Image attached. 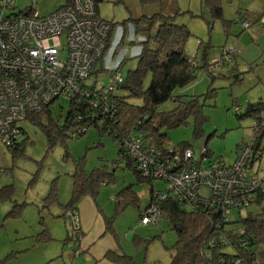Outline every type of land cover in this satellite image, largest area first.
I'll return each mask as SVG.
<instances>
[{
    "label": "rangeland",
    "instance_id": "374dc122",
    "mask_svg": "<svg viewBox=\"0 0 264 264\" xmlns=\"http://www.w3.org/2000/svg\"><path fill=\"white\" fill-rule=\"evenodd\" d=\"M163 1L176 6L178 12L174 14L173 20L177 25H184L191 34L185 43L187 56L201 65L203 52L206 61L211 62L226 50L233 49L236 51L233 59L236 68L233 67L239 73L236 81L226 71L217 78L200 71L191 84L176 90L174 94L183 96L185 101L192 97L198 98L202 108L201 132L198 136L195 134V119L190 117L185 125L161 130L166 133V144L172 148L186 143L192 147L194 157H198V153L205 148L209 158L220 159L229 166L235 159L238 146L249 143L254 135V118L239 117L245 113L248 104H264V26L253 23L252 19L264 12V0H220L223 20L213 21L212 26L201 19V0ZM63 5V0H14L13 12L35 8L40 16H47ZM158 7V4L142 5L139 0H102L97 10L100 18L117 24L110 42L112 56L107 54L102 59V66L99 64L95 67L85 84L107 83L108 70L115 65L119 66L118 71L123 79L128 70L136 67L135 57L140 52L137 43L141 38L133 34L132 24L128 23L125 28L120 24L129 19L152 16L159 12ZM169 10L166 7V11ZM240 15L250 23L246 30L241 29L239 22H234ZM225 23H228V27ZM60 57L64 58L62 54ZM208 89L214 90V96L204 98ZM173 105L171 101L166 102L158 106V111L168 112L174 108ZM237 107L241 108L239 114L236 113ZM62 111L65 113L66 110ZM56 115L57 112L53 111L54 119ZM46 123L47 119L42 118L40 124ZM20 127L23 132L16 139L20 151L14 152L0 143V169L3 171L0 173V190L10 189V197L0 201V264H45L41 263L45 254L51 255L49 264H81L78 262L79 257L74 254L76 245L71 238L72 229L67 219L62 218L65 213L63 207L69 202L72 193L71 175L75 164H81L87 174L101 166L109 167L114 173V179L101 186L106 191L102 197L110 203L107 211L111 215L114 214V200L108 194L131 186L140 199L138 205L143 209L149 200L151 185L138 182L136 176L123 167V159L119 163L115 140L109 134L100 136L97 128L90 127L82 137L68 138L65 144L59 140L50 144L39 125L26 120ZM260 139L258 155L261 157L253 163L251 171L258 178H263L264 136ZM66 151L69 156H66ZM52 185H55L57 200L46 207L44 199ZM164 188L161 180L153 182L155 192L163 191ZM15 207L16 215L7 217ZM259 211L256 205H250L247 209H233L228 221L235 226L240 218ZM136 216L137 210L127 207L114 218L121 233L129 225L132 226L127 230L130 233L129 240L132 235L141 238L137 245L130 242L132 247L126 242L135 263L170 264L177 236L167 217L161 216L160 226L154 223L141 226ZM44 230L45 236L40 234ZM155 236L159 239L150 241ZM255 250L257 257L264 253L263 247Z\"/></svg>",
    "mask_w": 264,
    "mask_h": 264
},
{
    "label": "built area",
    "instance_id": "2783aa9c",
    "mask_svg": "<svg viewBox=\"0 0 264 264\" xmlns=\"http://www.w3.org/2000/svg\"><path fill=\"white\" fill-rule=\"evenodd\" d=\"M13 10L14 0H0V143L10 149L16 147V139L23 132L20 124L29 114L39 113L53 102L83 103L84 110L94 113L99 125L113 117L117 103L112 95L123 81L119 66L108 70L107 83H84L97 65L102 66L107 54L112 56L111 24L98 16L93 0H71L47 16H40L35 8L19 13ZM236 23L243 30L250 27L241 15ZM260 23L264 26V15ZM235 53L233 49L226 50L210 62L208 71L231 74ZM240 111L237 107L236 113ZM79 119L80 114L75 120ZM92 122L87 120V125ZM88 129L72 128L69 138ZM254 137L238 146L229 166L220 159L209 158L205 148L198 157L191 149L179 153L172 148L162 157L136 138L125 140L120 148L140 176L161 180L165 185L163 191L153 192V202L143 212L139 225L160 226L158 204L166 199L194 209H216L226 219L233 209H247L255 196L264 197V180L246 172L253 158ZM64 218L73 232L79 231L75 214L67 211ZM243 232L238 230L239 234ZM226 238L221 235L217 239L224 246L228 244ZM81 252L76 245L75 256ZM241 262L240 258H227L224 263L244 264ZM261 263L264 259L255 258L251 264Z\"/></svg>",
    "mask_w": 264,
    "mask_h": 264
},
{
    "label": "trees",
    "instance_id": "16d2710c",
    "mask_svg": "<svg viewBox=\"0 0 264 264\" xmlns=\"http://www.w3.org/2000/svg\"><path fill=\"white\" fill-rule=\"evenodd\" d=\"M64 5L70 4L71 0H63ZM102 0H93L96 11ZM142 5L158 4L159 12L152 16H141L138 19H129L123 21L120 26L125 28L126 25L132 24L135 36L140 37L138 42L140 53L137 55V64L134 69L128 70L123 81L117 86L114 99L117 103V109L113 117L106 118L104 123L99 125L95 121L94 113L84 110L83 103H65L53 102L39 113H31L26 117L31 124L39 125L48 142L59 140L65 144L69 138V132L72 128L84 126L87 128L94 127L98 129L100 136L109 134L118 146V161L123 159V167L129 169L138 179V182H145L151 185L150 202H153V180L143 179L140 173L134 168L133 162L125 157L120 148L128 138L140 140V144L153 149L159 156H167L168 149L166 144V133L163 129L170 130L187 124L190 117H194L196 128L195 134L198 136L201 132V105L196 97L185 101L183 96L174 94L176 90L182 89L196 79L200 71L214 78L221 74L208 71L209 61H206L202 55V64L198 65L194 58L187 56L185 52V43L191 37L189 30L184 25L175 23L174 14H177L176 6L171 3L167 4L163 0H139ZM220 0H201V19H205L203 10L209 13V20L205 19L209 26L215 20H223V11L220 6ZM166 7L170 10L166 11ZM98 13V11H97ZM262 14L252 17L253 23L259 24ZM245 21L247 18L242 16ZM236 23V21L234 20ZM110 23V22H108ZM112 31L109 39L111 42L113 31L117 24L110 23ZM228 23L224 25L226 27ZM234 65H232L233 67ZM232 68V74L235 73ZM238 74L234 79H238ZM237 81V80H236ZM214 90L208 89L204 98L214 96ZM173 102L174 108L168 112H159L158 106L166 102ZM57 107L54 108V105ZM62 109H65L62 111ZM57 112L54 119L53 111ZM81 119L75 120L78 115ZM239 114V113H237ZM262 114V115H261ZM253 117L254 141H253V160L258 159V150H260V141L264 136V104H248L245 113L241 117ZM42 118L47 119L46 125L40 124ZM25 120V121H26ZM87 120L93 121L87 125ZM84 134L79 133L74 139L82 137ZM192 147L183 143L172 147L179 153L189 150ZM20 151V145L12 148ZM66 156L69 153L66 151ZM256 158V159H255ZM249 162L248 164L250 165ZM72 179V193L69 202L63 207L64 211H71L75 214V207L84 196H89L94 200L99 194L101 186L107 185L114 179V173L109 167L101 166L92 170L90 174L83 171L81 164H75ZM8 189L0 190V201L8 199L10 192ZM114 215L107 219V227L110 228L114 223V218L123 212L127 207H134L137 210V222H140L143 212L141 211L140 199L131 186L122 188L115 193ZM55 185H52L50 192L44 199V205L47 207L57 200ZM251 205H256L260 211L256 214L248 213L246 217L240 218L232 225L228 218H224L220 211L212 208L194 209L188 206L180 205L171 199H166L159 205L160 217H167L171 229L176 233L177 239L173 246L174 254L171 257L170 264H226L227 258H240L241 263L251 264L255 258L264 259V253L260 257L256 255L258 247L264 248V197L257 195ZM148 204V205H149ZM150 206V205H149ZM148 207V206H147ZM17 213L16 207L13 208L7 217H14ZM65 213H63L62 218ZM76 215V214H75ZM162 218V217H161ZM242 229V234L238 230ZM45 230L40 233L45 236ZM79 239L78 231L72 232ZM226 235L227 245H221L217 238ZM44 240V238H41ZM159 239L153 237L150 241ZM150 241H147L149 243ZM213 243L212 246L209 244ZM107 258L119 264H136L132 258L127 256H115L108 253ZM264 264V263H261Z\"/></svg>",
    "mask_w": 264,
    "mask_h": 264
},
{
    "label": "crops",
    "instance_id": "0c3cea01",
    "mask_svg": "<svg viewBox=\"0 0 264 264\" xmlns=\"http://www.w3.org/2000/svg\"><path fill=\"white\" fill-rule=\"evenodd\" d=\"M234 72L235 73L232 74L234 77L237 74L239 75L237 69H235ZM236 80L238 81V79ZM257 152L259 153V151ZM257 156L258 159H255L259 160L261 155ZM256 160H253V162L251 161L252 163H250V165L248 164L246 169L247 173H253L251 169ZM260 179L264 180V177ZM102 188L103 187L99 190V194H97L98 196L95 200L89 196H84L75 207V214L80 228L78 233L80 236L77 240L78 237L73 233V237L71 238L74 239V245H79L82 250L81 254L77 256L79 257L78 262L81 264H119L118 262L111 261L107 258L106 255L108 253H113V255L118 257H130L135 263V259L131 255V249H128V244L126 242H131L134 245H137L138 241L141 242V238L137 235H132L129 240L130 233L128 231L130 227H132L131 225H129L123 233L119 231L116 221L110 228L107 227V219L113 217L114 209L112 212L113 215L107 211V206H109L110 203L105 197H102V194L106 193ZM108 195L115 203L116 194L111 193ZM149 202L150 193L146 206L143 209L140 206L141 211H144L147 208ZM131 243L130 246L132 247ZM50 257V254H45V256L41 258V263L44 262L45 264H49Z\"/></svg>",
    "mask_w": 264,
    "mask_h": 264
},
{
    "label": "water",
    "instance_id": "95a60500",
    "mask_svg": "<svg viewBox=\"0 0 264 264\" xmlns=\"http://www.w3.org/2000/svg\"><path fill=\"white\" fill-rule=\"evenodd\" d=\"M203 13L205 15V19H208L209 20V18H210L209 13L206 12L205 10H203Z\"/></svg>",
    "mask_w": 264,
    "mask_h": 264
}]
</instances>
